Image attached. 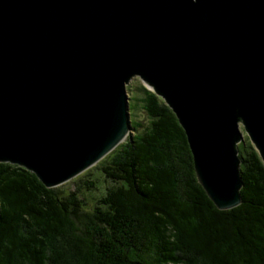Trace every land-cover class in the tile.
Listing matches in <instances>:
<instances>
[{
  "label": "water",
  "instance_id": "obj_1",
  "mask_svg": "<svg viewBox=\"0 0 264 264\" xmlns=\"http://www.w3.org/2000/svg\"><path fill=\"white\" fill-rule=\"evenodd\" d=\"M134 77L237 207L244 137L264 165V0H0V163L48 189L93 166L131 133Z\"/></svg>",
  "mask_w": 264,
  "mask_h": 264
},
{
  "label": "trees",
  "instance_id": "obj_2",
  "mask_svg": "<svg viewBox=\"0 0 264 264\" xmlns=\"http://www.w3.org/2000/svg\"><path fill=\"white\" fill-rule=\"evenodd\" d=\"M137 89L148 125L130 119L102 167L114 185L93 209L0 163V264H264V165L249 140L237 147L240 204L218 210L175 115Z\"/></svg>",
  "mask_w": 264,
  "mask_h": 264
},
{
  "label": "rangeland",
  "instance_id": "obj_3",
  "mask_svg": "<svg viewBox=\"0 0 264 264\" xmlns=\"http://www.w3.org/2000/svg\"><path fill=\"white\" fill-rule=\"evenodd\" d=\"M139 83L141 84L140 80L134 77L127 85L128 90H126V95L128 97V102L131 103V111L129 110V114L130 112L132 113L130 119L135 120L143 127H146L149 120L139 102V98L141 97V94L137 89ZM131 97H133L132 101L130 100ZM161 100L163 101V99ZM113 151L105 155L93 166L87 168L67 182L54 187V189L58 190L61 193L60 195L66 198L73 195V199L82 203L84 210L93 209L98 205V201L105 195V191L111 189L114 185L105 178L102 171V167L110 160Z\"/></svg>",
  "mask_w": 264,
  "mask_h": 264
}]
</instances>
